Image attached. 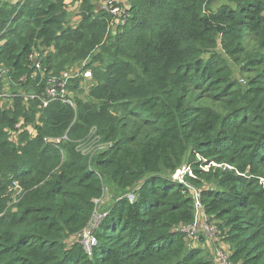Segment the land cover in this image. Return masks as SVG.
<instances>
[{"label": "trees", "instance_id": "16d2710c", "mask_svg": "<svg viewBox=\"0 0 264 264\" xmlns=\"http://www.w3.org/2000/svg\"><path fill=\"white\" fill-rule=\"evenodd\" d=\"M64 1L0 4V66L12 80L40 46L52 49L47 73L89 58L94 81L75 109L0 108V264H215L187 242L189 187L230 250L226 264H264V0H130L113 35L98 0H72L77 24ZM20 117L36 134L13 144ZM65 133L59 147L43 142ZM184 165L189 187L172 180ZM105 190L112 201L88 255L66 242Z\"/></svg>", "mask_w": 264, "mask_h": 264}, {"label": "built area", "instance_id": "2783aa9c", "mask_svg": "<svg viewBox=\"0 0 264 264\" xmlns=\"http://www.w3.org/2000/svg\"><path fill=\"white\" fill-rule=\"evenodd\" d=\"M4 2L8 4H18L23 2V0H0V4ZM129 6L130 0H99L96 3V7L108 16L107 30L110 34L113 35L119 28L126 24L129 18V14L127 12ZM4 43L5 41L0 38V47ZM44 56L45 49L38 46L37 49H35L29 56L30 65L28 66V72L22 74L16 80H12L11 71L8 67L0 66V108H12L14 107V101L18 100L26 111H29L31 103L35 102L38 109L37 113L48 108L53 103H59L75 109L76 104L74 99L71 97L72 85L79 79H81L80 81L91 80V71L85 68V65L82 64L80 67H74L71 70L60 73V75H57L52 71L47 73L42 63ZM32 82H36V84L33 86L31 85ZM27 88H29V90H26ZM39 88L41 89L38 91ZM24 131H27L31 137L36 134L35 130H33V128L29 125L26 126L23 118L20 117L14 125L11 142L13 144H18V135ZM88 137H94L93 131ZM67 139V133H65L59 138L44 137L43 142L59 147ZM89 139L90 138L87 140ZM78 144L77 150L83 155L91 154V146L89 145L90 142L80 141ZM187 175H192L191 169L189 166L184 165L172 175V180L179 184L188 186L185 181V177ZM189 189L194 201V223L185 228L184 231L187 233L188 237H194L197 232L201 231L210 237H215L217 234L216 228L208 223L207 218L203 214L202 205L199 201V192L195 189H191L190 187ZM13 190L15 195L20 193V189L15 182L13 184ZM127 199L132 202L134 200L133 194H128ZM94 204L96 209L91 222L83 232L75 237H78L79 244L88 255L91 254L92 249L97 244L93 231L98 228L102 219L106 216V212L99 211L101 209L100 206L103 205L102 198L95 200ZM200 218H203L204 220L202 229H199L198 225ZM215 252L217 260H223L224 253L220 250H216ZM224 261L226 264L227 260L224 259Z\"/></svg>", "mask_w": 264, "mask_h": 264}, {"label": "rangeland", "instance_id": "374dc122", "mask_svg": "<svg viewBox=\"0 0 264 264\" xmlns=\"http://www.w3.org/2000/svg\"><path fill=\"white\" fill-rule=\"evenodd\" d=\"M92 2H95V1H92ZM64 3H65V6L66 7L71 4V3H69L68 0H65ZM222 3H223L222 0H217V2L213 6L214 9L217 6H219V4H222ZM69 8H70V6L67 8L68 15H69V17H73V13H76V10L79 11L80 5L75 10H73V11H69ZM218 50H220V49H218ZM51 51H52L51 48H46V50H45L46 56L49 53H51ZM89 61H90V59L87 58V59H85L84 61H82L80 63H76V64L72 65L71 67H66L65 70H71L74 67H80V65H82V64L85 65ZM231 65H233L232 68H233L234 77L235 78H241V80H243L245 82L246 81V78L248 76H241L238 73V67L236 65H234V64H231ZM90 69L91 68H88L89 71H91ZM76 84L77 83H74L72 85V88H71V97L74 99L75 103H76V100L77 99H80V100H82L84 102L89 101L88 94H89V91H90L91 87L94 84V81L91 79L89 81H79L78 84H77V86H76ZM40 114H37L36 119L39 118V115ZM31 127H33V130H35L34 125H32ZM12 135H13V131L11 130L10 141L12 140ZM104 193L105 194L102 197L103 205L101 206V209L100 210H103L112 201V195H111V193L109 191H107V190H105ZM72 241H75V242L78 241V237L75 238V239H74V237H72L69 240V242H66V243L68 244V243H70ZM187 242L191 246L194 243L203 242L202 244L205 246L204 250L206 251V254L213 259V261H214L215 264H225L224 259L227 260V255L228 256L230 255V250L228 249V246L219 243V237H218L217 234L215 235V237H210L206 233L204 234L203 232H197V234L194 237H188L187 238ZM216 250H220V251H222L224 253L223 260H221V261L217 260V258H216V252H215Z\"/></svg>", "mask_w": 264, "mask_h": 264}, {"label": "crops", "instance_id": "0c3cea01", "mask_svg": "<svg viewBox=\"0 0 264 264\" xmlns=\"http://www.w3.org/2000/svg\"><path fill=\"white\" fill-rule=\"evenodd\" d=\"M69 1V3H71L69 6H70V8H69V11H73V10H75L79 5H80V3L79 2H73L72 0H68ZM68 6V7H69ZM72 6V7H71ZM77 14H78V11L76 10V13H73V17H69L70 18V21H71V23L72 24H77L78 23V21H79V17L77 16ZM198 225H199V229H202V226L204 225V220H203V218H200L199 219V223H198ZM202 232V231H201ZM74 239H75V237H74ZM203 243V242H202ZM200 244V246L202 247V248H205V246L203 245V244Z\"/></svg>", "mask_w": 264, "mask_h": 264}]
</instances>
